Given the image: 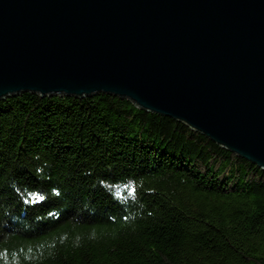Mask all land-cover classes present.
<instances>
[{
	"label": "trees",
	"instance_id": "16d2710c",
	"mask_svg": "<svg viewBox=\"0 0 264 264\" xmlns=\"http://www.w3.org/2000/svg\"><path fill=\"white\" fill-rule=\"evenodd\" d=\"M0 264H264V169L109 93L0 99Z\"/></svg>",
	"mask_w": 264,
	"mask_h": 264
},
{
	"label": "water",
	"instance_id": "95a60500",
	"mask_svg": "<svg viewBox=\"0 0 264 264\" xmlns=\"http://www.w3.org/2000/svg\"><path fill=\"white\" fill-rule=\"evenodd\" d=\"M109 93L264 169V0H0V99Z\"/></svg>",
	"mask_w": 264,
	"mask_h": 264
}]
</instances>
